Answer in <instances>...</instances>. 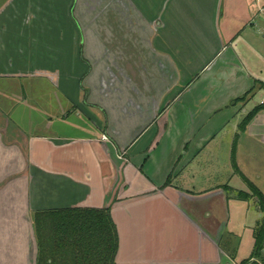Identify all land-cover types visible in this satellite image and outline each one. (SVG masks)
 <instances>
[{
    "label": "crops",
    "instance_id": "obj_1",
    "mask_svg": "<svg viewBox=\"0 0 264 264\" xmlns=\"http://www.w3.org/2000/svg\"><path fill=\"white\" fill-rule=\"evenodd\" d=\"M75 1L0 6V264H36L34 215L64 210L108 212L114 264H241L231 222L263 214L205 185L223 144L235 168L244 137L264 145V110L239 130L264 105L244 29L222 34V0Z\"/></svg>",
    "mask_w": 264,
    "mask_h": 264
},
{
    "label": "rangeland",
    "instance_id": "obj_2",
    "mask_svg": "<svg viewBox=\"0 0 264 264\" xmlns=\"http://www.w3.org/2000/svg\"><path fill=\"white\" fill-rule=\"evenodd\" d=\"M6 1H13L14 7L15 6L20 7L22 4L23 7L25 6V9L32 8L35 6L40 7L42 5L47 8L46 11H48V8L51 9L49 10L50 11L49 15L53 14L52 6L59 5L62 8L63 2H67V0H0V6L4 5V2ZM53 1H55L56 4H54ZM57 1H59V3ZM76 3L77 5L82 4L84 6L86 0H76L75 2H73L72 6L75 7ZM53 17H55L54 14ZM39 18H42V15L39 16ZM14 19L17 18L13 16V20ZM230 21H234L235 23L239 24L240 31L243 29L245 31V32L244 31L234 32L233 30L235 35L246 34V38H247L246 39L247 41L245 43H244L245 40L244 37L239 38L237 42H235L233 45L234 49H236L237 52H239L238 55L240 56V58L243 59V64L246 67L248 73H250L254 78L259 79L261 82L264 83V39H263L264 17L259 15L255 10V7L252 6V0H222L221 20H220V30L222 34L224 33L225 25ZM52 22L54 23V20ZM46 23L48 25L50 24L48 23L47 19H46ZM55 23H57L56 19H55ZM202 77L203 76L200 75V87L203 84ZM197 84L198 83H196V85ZM261 100H263L264 102V90L262 94L257 95L252 101L256 102L257 103L256 105H259ZM231 105L232 103L227 108L228 111L226 113H220V114L218 113L215 116L214 115L210 116L212 123L209 125V127L203 129V134L213 131L217 127L218 123L224 122L225 119L228 120L231 117L232 115L231 113L232 111H230ZM233 112L234 114H236L235 113L236 110ZM246 127L244 128V130L246 129ZM225 151H226L225 144H223L222 148H219L218 151L215 153V156H216V161H218L219 163L221 162L224 164L227 162V167L221 168L220 170L221 172L219 171L220 172L219 175L212 176L211 182L206 184L205 188H214L217 186H224V187L230 186L231 188H236L242 192L247 193L246 187L248 188V186L245 185V183L242 181V179L239 176L236 177L233 176L232 180H230L233 171L236 173H238L239 171L248 180L249 183H251L253 186H255L261 192L264 193V145L258 140L244 137L242 139V142L238 143V148H237L236 168L238 170H236V168L234 167L235 159L233 157H231L232 158L231 163H230V159L225 158L226 156ZM250 194L252 193L250 192ZM246 206L247 203L244 204V208ZM254 208L255 207H253V216L251 217L249 216L250 218L247 217L248 219L247 222L251 220L250 224H247L250 225L247 226V229H245L243 222H241V220L239 219L236 220L237 224L235 221L234 223L231 222L230 225V227H233L236 230V235L241 241L237 253L238 263H242L244 261L249 260L253 252V248H254L253 234L257 226L256 221L258 220V222H260V219L256 217V210ZM231 245L232 244L230 243V245L228 246L231 247ZM256 262H259V260L257 259Z\"/></svg>",
    "mask_w": 264,
    "mask_h": 264
},
{
    "label": "trees",
    "instance_id": "obj_3",
    "mask_svg": "<svg viewBox=\"0 0 264 264\" xmlns=\"http://www.w3.org/2000/svg\"><path fill=\"white\" fill-rule=\"evenodd\" d=\"M264 110L254 108L240 125V131ZM247 184L259 212L263 214L254 230V248L249 260L241 264H264V197L248 181ZM246 200L247 195L237 194ZM37 241L36 264H114L118 247L116 229L107 211L64 210L34 215ZM259 262H256V260Z\"/></svg>",
    "mask_w": 264,
    "mask_h": 264
},
{
    "label": "built area",
    "instance_id": "obj_4",
    "mask_svg": "<svg viewBox=\"0 0 264 264\" xmlns=\"http://www.w3.org/2000/svg\"><path fill=\"white\" fill-rule=\"evenodd\" d=\"M258 5L257 13L264 17V0H255Z\"/></svg>",
    "mask_w": 264,
    "mask_h": 264
}]
</instances>
